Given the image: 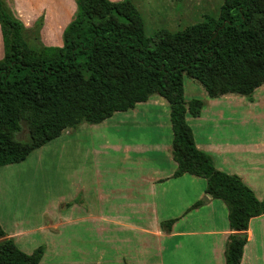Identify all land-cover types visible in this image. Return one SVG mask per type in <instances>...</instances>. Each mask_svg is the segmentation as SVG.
<instances>
[{
	"label": "trees",
	"instance_id": "1",
	"mask_svg": "<svg viewBox=\"0 0 264 264\" xmlns=\"http://www.w3.org/2000/svg\"><path fill=\"white\" fill-rule=\"evenodd\" d=\"M63 46H31L27 28L0 0L5 56L0 60V168L25 162L36 150L82 124L98 125L151 97L170 106L175 178L207 181L206 193L228 208L232 234L226 264H241L251 219L264 215V198L237 175L216 169L196 146L187 116L204 102L185 98L184 77L199 82L211 99H252L264 86V0H224L218 17L153 38L130 0H75ZM28 130V140L19 135ZM196 203L191 209L200 206ZM174 221L162 224L170 231ZM237 233H245L244 236ZM45 249L21 251L0 225V264H40ZM128 264V263H126Z\"/></svg>",
	"mask_w": 264,
	"mask_h": 264
},
{
	"label": "crops",
	"instance_id": "2",
	"mask_svg": "<svg viewBox=\"0 0 264 264\" xmlns=\"http://www.w3.org/2000/svg\"><path fill=\"white\" fill-rule=\"evenodd\" d=\"M8 2L27 29L43 18L40 34L45 46H63V32L77 10L75 0ZM3 46L0 27V60ZM156 97L138 104L131 111L136 112L139 106L169 105L165 99ZM203 102L200 117L187 116L197 148L212 157L216 169L239 176L262 200L264 86L255 91L252 99L227 95ZM232 118H235L234 122L241 130L247 129V134L233 132L229 136L216 132ZM172 141H138L128 145L124 163L128 170L122 190L111 187L114 181L110 174L113 171L106 168L101 170L98 165L90 176L86 174L78 177L74 195L59 193L53 199L51 188L39 189L49 196L47 202H41L39 206L34 198L37 188L34 180H31L35 173L20 169L24 162L2 167L0 225L24 253L30 255L44 247L40 264H165L166 256L169 261L172 260L169 264H196L199 259L201 261L198 264H226L227 242L234 234L230 226L225 225L221 231L203 229L202 232L185 228L191 222L188 219L192 215L191 211L213 208L215 199L210 196L207 200L206 180V186H202V178L191 175L174 177L178 164L173 158ZM152 160L164 161L166 164L153 163V167L148 170L145 163ZM200 185L201 189L191 202L189 200L184 215L170 220L160 217L158 210L165 204L169 206L175 199L174 194L178 197L182 191L189 192ZM95 202L109 207L96 209ZM198 202L200 206L191 209ZM36 216L41 221L37 228L34 226ZM171 220L174 221L171 230L165 231L162 224ZM82 229L84 232H81ZM246 234L248 242L241 264H264V215L251 219ZM196 237L213 238L206 245L200 241L203 245L199 255L192 246H184L186 250L183 248L184 242Z\"/></svg>",
	"mask_w": 264,
	"mask_h": 264
},
{
	"label": "rangeland",
	"instance_id": "3",
	"mask_svg": "<svg viewBox=\"0 0 264 264\" xmlns=\"http://www.w3.org/2000/svg\"><path fill=\"white\" fill-rule=\"evenodd\" d=\"M123 0H114L120 2ZM141 13L145 23V33L148 38H153L161 30H169L173 33L185 30L187 27L202 23L206 16L218 17L224 0H130ZM11 7V6H10ZM41 18L34 27L27 29V40L31 46H40L41 28L43 25ZM41 41V42H40ZM43 44V42H42ZM45 45V44H43ZM5 50L3 46V57ZM185 98L187 102L194 99L204 101L209 99L203 86L189 78L184 77ZM157 99L161 97L157 96ZM166 102L165 100H163ZM137 111L126 113H117L113 118L107 120L105 124L90 125L82 124L77 128L68 129L63 132L61 137L46 144L42 148L34 151L20 166L23 171L35 173L34 185L37 188L34 198L36 205L41 202H47L49 196L43 194V188H51L52 197L59 193L68 196L75 194L78 177L86 174L91 175L92 171L100 165L101 170L110 169L113 185L116 190L125 188L126 171L125 160L127 155V146L133 145L138 141L147 143L163 142L173 139V131L170 122L169 105L165 107L154 106L144 108L137 107ZM235 118L222 124L217 129L219 134L229 135L237 132H245L247 129H240L235 124ZM21 140H28V130L25 129L20 135ZM172 143V142H171ZM135 156L134 153L131 154ZM153 163L166 164L164 161H147L145 167L150 170ZM85 182H87L85 180ZM202 186H206V181L201 180ZM190 189L189 192L182 191V194L171 204L164 205L158 210L160 217L164 220L179 218L186 213L187 204L195 198V195L201 189ZM108 186V185H106ZM203 188V187H202ZM122 195V192L120 193ZM205 198H203V201ZM108 209V205L102 206L95 202V208ZM225 207V208H223ZM188 216L190 223L185 226L191 230L202 232L205 230L221 231L225 225L229 227L228 208L224 202L215 200L213 208H202L199 212L191 211ZM210 219V222L208 221ZM40 217L34 218V226L37 228L40 224ZM84 232V229L81 230ZM40 234V232H38ZM41 235V234H40ZM198 237L190 239L183 243L185 247L192 246L199 255L203 242L209 244L213 238ZM203 241V242H200ZM259 243L260 237L257 238ZM42 242V238L40 240ZM185 246V247H184ZM170 261H172L170 259ZM169 258L166 256L165 264H169ZM201 259L196 260L198 264Z\"/></svg>",
	"mask_w": 264,
	"mask_h": 264
},
{
	"label": "water",
	"instance_id": "4",
	"mask_svg": "<svg viewBox=\"0 0 264 264\" xmlns=\"http://www.w3.org/2000/svg\"><path fill=\"white\" fill-rule=\"evenodd\" d=\"M210 197V195L207 197V200H208V198ZM238 235H241V236H244L245 235V233H237Z\"/></svg>",
	"mask_w": 264,
	"mask_h": 264
}]
</instances>
